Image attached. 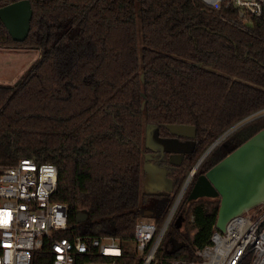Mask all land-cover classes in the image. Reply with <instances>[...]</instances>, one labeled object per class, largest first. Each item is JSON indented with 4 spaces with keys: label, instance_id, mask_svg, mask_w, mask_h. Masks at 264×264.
<instances>
[{
    "label": "trees",
    "instance_id": "16d2710c",
    "mask_svg": "<svg viewBox=\"0 0 264 264\" xmlns=\"http://www.w3.org/2000/svg\"><path fill=\"white\" fill-rule=\"evenodd\" d=\"M18 1L0 0V9ZM28 1L32 18L23 42H14L0 22V49L40 54L14 84L0 85V168L22 159L54 165L52 201L68 212L61 237H114L119 262L137 264L129 246L144 218L145 132L154 127L172 135L166 126L183 125L197 133L186 165L170 177L172 195L155 222L160 228L207 147L264 110V34L238 30L223 20L226 11L216 14L199 0ZM260 130L264 115L205 157L178 205L182 223L169 224L154 264L197 260L195 251L211 244L219 199L188 201L190 190ZM78 214L86 219L78 223ZM174 243L182 247L173 251ZM253 259L247 253L240 264Z\"/></svg>",
    "mask_w": 264,
    "mask_h": 264
},
{
    "label": "built area",
    "instance_id": "2783aa9c",
    "mask_svg": "<svg viewBox=\"0 0 264 264\" xmlns=\"http://www.w3.org/2000/svg\"><path fill=\"white\" fill-rule=\"evenodd\" d=\"M199 2L216 14L226 11L229 16L223 20L244 33L264 34V0ZM261 112L264 110L235 124L220 139ZM56 184L57 170L50 163L22 159L14 166L0 168V264H125L119 262L122 250L114 237H61L68 231V212L64 204L52 201ZM185 190L160 228L144 218L135 223L131 243L134 249L129 250L137 257V264L155 263L156 251L167 227L177 218ZM263 223L261 206L252 216L232 219L223 234L214 227L211 244L195 251L197 260H175L171 264H240L250 252L254 254L252 264H256L263 247Z\"/></svg>",
    "mask_w": 264,
    "mask_h": 264
},
{
    "label": "water",
    "instance_id": "95a60500",
    "mask_svg": "<svg viewBox=\"0 0 264 264\" xmlns=\"http://www.w3.org/2000/svg\"><path fill=\"white\" fill-rule=\"evenodd\" d=\"M31 18L32 9L28 0H21L0 9V22L14 42L21 43L27 38ZM166 128L177 137L195 136L194 127L168 125ZM153 129L155 128L151 127L150 132ZM220 142L221 139H217L201 156L187 177L177 199L195 174L197 167ZM169 164L176 166L172 161H169ZM202 198L219 199L215 228L222 234L225 233L232 219L264 206V130L257 132L196 179L187 200L195 201ZM150 214L151 212H143L144 217ZM85 219V214L77 215L78 223ZM182 220V215L176 218V227H180ZM180 247L182 244L174 243L173 251L179 250Z\"/></svg>",
    "mask_w": 264,
    "mask_h": 264
},
{
    "label": "flooded vegetation",
    "instance_id": "af4514ba",
    "mask_svg": "<svg viewBox=\"0 0 264 264\" xmlns=\"http://www.w3.org/2000/svg\"><path fill=\"white\" fill-rule=\"evenodd\" d=\"M147 134L150 135L148 136ZM161 134L168 133L155 132V129H153L152 132L149 130V132H145L143 142L144 157L148 156V158H144L143 169L144 167H146V169L148 168L146 172L150 174V179H153L157 184V186L150 188V191H154L153 195L157 196L153 197L152 195L155 200H157V198L172 195L170 177L175 175L173 170L178 169V167L182 165H186L191 156L190 154L196 146L195 137L197 133L195 129V136L191 138L177 137L174 135L161 136ZM169 134L172 133L169 132ZM155 139L157 141L162 140L163 143L157 147L152 143ZM169 161L176 163V166L169 164ZM157 178H159V180H157ZM142 211L149 212L146 209ZM150 211L151 215L153 213L155 214V207H152Z\"/></svg>",
    "mask_w": 264,
    "mask_h": 264
},
{
    "label": "rangeland",
    "instance_id": "374dc122",
    "mask_svg": "<svg viewBox=\"0 0 264 264\" xmlns=\"http://www.w3.org/2000/svg\"><path fill=\"white\" fill-rule=\"evenodd\" d=\"M139 47H141L140 39H139ZM39 58H40L39 52L34 51V50H4V49H0V85H12V84H14L17 80H19L26 73V71ZM263 115H264V112H261V113L255 115V116H253V119L254 118L256 119V118H258L260 116H263ZM248 121H250V120H246V122H248ZM236 130L237 129L233 130V132L236 131ZM224 133L226 134V132H224ZM225 138L221 139V142L220 143H222L225 140ZM152 143L155 146L158 147L161 143H163V141L162 140L157 141L155 139ZM213 143H211L207 147V149ZM142 147H143V150H144V144L142 145ZM206 150L201 154V156L206 152ZM201 156L199 157V159L201 158ZM198 160L194 163L193 167L196 165V163L198 162ZM143 161H144V159H143ZM147 165H148V163H147ZM193 167H192V169H193ZM198 167H197V169H198ZM197 169H196V171H197ZM191 170H189V172L187 173V175H186V177H185V179L183 181L182 186L184 185V183H185L187 177L189 176ZM192 179H193V177H191V179H190L187 187L185 188L186 190L189 187L190 182L192 181ZM154 186H157L156 182L153 179H150V174H148V172H146L145 169H142L141 183H140V206L139 207H140L141 210H145L146 209L149 212H151L150 210H152V207H155V214L154 215H151V216H148L146 218L147 221H149L151 223H155L156 222V219H157L158 215L162 212V210L164 209L165 204H166V198L161 197V198H157V200H155L149 194L150 188H152ZM182 186H181V188H182ZM181 188H180V190H181ZM180 190H179V192H180ZM179 192H178V194H177V196H176L173 204L175 203V201H176V199H177V197L179 195ZM182 197H181V199H182ZM181 199H180V201H181ZM180 201H179V204H180ZM254 212H255V210H252L249 213H247L246 215L252 216L254 214ZM129 248L131 250H133L134 249V245L133 244H130ZM262 259L263 258L261 257L260 260H262Z\"/></svg>",
    "mask_w": 264,
    "mask_h": 264
},
{
    "label": "bare ground",
    "instance_id": "6f19581e",
    "mask_svg": "<svg viewBox=\"0 0 264 264\" xmlns=\"http://www.w3.org/2000/svg\"><path fill=\"white\" fill-rule=\"evenodd\" d=\"M262 241H263V247L261 248L260 256L263 258L262 260H258L256 264H264V235L262 236Z\"/></svg>",
    "mask_w": 264,
    "mask_h": 264
},
{
    "label": "crops",
    "instance_id": "0c3cea01",
    "mask_svg": "<svg viewBox=\"0 0 264 264\" xmlns=\"http://www.w3.org/2000/svg\"><path fill=\"white\" fill-rule=\"evenodd\" d=\"M153 193H154V191H150V192H149V194H150L151 196L153 195ZM143 212H144V211H143ZM148 213H150V212H148ZM142 216H143V214H142ZM148 216H151V214L148 215ZM148 216H147V217H148ZM143 217H144V216H143ZM147 217H144V219L147 220V219H146ZM155 224H156V223H155Z\"/></svg>",
    "mask_w": 264,
    "mask_h": 264
}]
</instances>
